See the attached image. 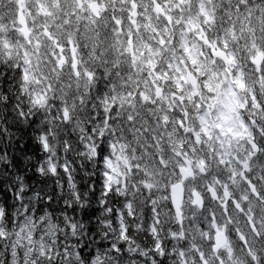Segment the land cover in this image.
Here are the masks:
<instances>
[{
	"label": "rangeland",
	"instance_id": "rangeland-1",
	"mask_svg": "<svg viewBox=\"0 0 264 264\" xmlns=\"http://www.w3.org/2000/svg\"><path fill=\"white\" fill-rule=\"evenodd\" d=\"M13 1H15L14 5H17V0ZM197 1L182 0V5L191 2V7L183 6L182 8L179 7L182 6L179 5L181 4L179 0H165L163 8L152 7V16L163 24L161 29L153 26L152 22L149 24L151 34L148 35V39L153 40L152 34H154L157 43L154 45L147 41L144 44L142 42L133 43V56L129 54V47L123 37L124 33L129 30L131 19L129 16L126 17V20L122 19L123 15L118 19L119 23L122 21L127 23L126 25L119 24L122 29L111 31V37L102 38V35L99 37V34L106 29L102 18L96 20L89 14L82 15L79 9L77 12L71 9L74 22L68 20L67 26H61L56 21L57 9L50 0H23L16 6L18 12L22 11L25 14L29 30L32 33L30 40L23 41L22 35L15 29L17 26L14 27L12 23L8 25L5 23L1 27V21L0 29L2 28L4 33L0 38L4 42L3 45L8 55L12 51L13 55L16 53V57H18V53L19 56L21 55L19 60L24 73L22 89L28 92L32 90L33 99L37 102L46 101L49 95L48 75L50 73L51 76H55L60 72L57 67L59 61L63 59L56 52L52 55L47 50L48 47H51L49 45H53V42L45 39L44 30H47L48 34L55 37L61 44L66 43L65 34H67V41L74 43L76 37L74 33L76 32H79L86 41H90L93 47L103 43L102 53L104 56L113 54L115 65L118 61L128 58L132 73L136 74L134 78H138L143 89L153 96L152 100L146 103L130 99L127 114L130 120H132L131 114L135 113L138 108H147L153 113L156 111L155 108L167 111L174 102V97L178 100V97L191 96L192 91H187L190 87L186 85L187 82L184 83L186 80L181 69L184 67L187 71L195 72L201 81L197 92L205 98V102L202 105L198 103L195 109V113L198 115V129L195 136L201 140L200 145L204 144L206 139H211L217 148L215 158L223 164L229 162V166H225L227 176L221 178L220 181H217L214 176L209 175L207 178H201L197 175L189 181V190L207 189L208 185L218 188L221 185L223 190L228 191L230 189L228 185L232 183L238 189V193L231 196V199L236 203L230 200L231 204L224 208V211L222 208L218 210L219 205L211 202V196H208V205L215 212L210 215L211 220L205 221L201 227L192 224L195 222L192 219L196 218L197 211L191 206V197L187 196L186 203L182 208L184 220L178 228V232L170 236L174 248H171L168 255L172 256L177 264H246L249 263L247 252L253 254L258 248L260 256L264 254V195L258 196L260 191L264 190V161L263 163L259 162L256 158L240 167L233 165V158L241 156L246 158L249 155L246 153H249L250 150L244 144V139L249 135V128L242 123L241 116L230 104V99L233 97L242 107L244 99L240 96V92H243L246 101V97H248V105L259 109L251 91V87L255 84L264 103V42L260 41V38L256 37L253 32H248L245 29L247 26L245 18L251 17L252 12L255 14L254 20L264 24V0H260L261 5L249 9V15H236L235 30L234 32L230 31L228 35L229 38L241 39L238 42L249 65L252 64L257 54L262 55L260 65L256 69L252 68L253 75L250 74L252 82H247L246 85L242 74L240 75L236 67L228 68L221 64L218 54L229 51L228 44L224 42L225 39L222 37L224 34L215 35V31L213 32L211 28V22H208V18L204 17L203 3L197 5ZM203 1L212 5L214 0ZM126 3L128 4L127 0ZM260 13L261 16L257 17ZM2 18L4 17L2 16ZM194 18L197 24H195ZM167 20H170L173 25L170 30L165 26ZM131 26L138 29V22L132 23ZM200 28L203 29L198 30ZM180 29L183 31L179 32ZM159 30L161 34H159ZM187 32L194 33L191 41L187 38ZM136 35L139 36V33ZM95 40H98V44L94 43ZM12 42L14 45H11ZM149 52L150 54L146 55ZM3 55L4 51L0 52V56ZM165 55L167 57H163ZM82 65L78 75L73 74L68 66L62 69V71L64 69L67 71L75 87L84 88V85L91 82L93 78V75ZM74 75L77 76L74 78ZM172 80L173 82L170 83L169 81ZM152 82L158 83L164 90V96L160 99L154 98ZM182 90L187 92L183 93ZM193 100L195 101V99ZM211 118L216 124L214 131L211 130L210 123L206 125L207 119ZM156 129L157 127H155V136ZM129 133V138L132 140L138 137L137 130L133 126L129 128ZM147 134H151L150 131H147ZM249 137L251 138V135ZM155 145L160 146L158 142ZM86 147L89 154H92L91 144H86ZM115 148V152L106 161L107 187L110 184L123 183V181L124 186L134 183V189L141 185L146 189L153 190L159 187L152 180V172L146 168V165L149 168L151 165L131 157L130 153L122 150L121 147ZM196 149L199 150L197 146H193L191 151H177L165 158V161L172 167L174 175H176L175 169L182 166L185 161H190L192 164L196 162L205 164L195 158L193 151ZM157 151H160L159 148ZM262 151L264 160V149ZM243 171L248 172L247 176L252 173L254 176L247 181V176H242ZM178 178L180 179V177ZM154 201L160 203L161 198ZM152 202L149 200V203L154 204ZM35 204L34 198H30L26 203L21 204L18 211L15 238L9 247L12 264H28L29 260L31 264H73L78 256V250L77 246L70 242L72 232L77 230L78 221H71L69 231L66 233L67 240L60 239L57 224L47 212L37 211ZM127 207H131V203H128ZM154 210L156 214L157 210ZM220 229H224L228 233L229 242L219 253H214L210 248V241H212L214 232ZM152 232L155 233L154 227H152ZM116 248L118 247L115 246L113 251H116ZM159 249L164 250L161 247ZM140 254L141 257L134 259L129 253L125 255L119 251L113 255L110 264H156L154 255L146 251ZM107 257L106 252L99 251L91 264H106Z\"/></svg>",
	"mask_w": 264,
	"mask_h": 264
},
{
	"label": "trees",
	"instance_id": "trees-1",
	"mask_svg": "<svg viewBox=\"0 0 264 264\" xmlns=\"http://www.w3.org/2000/svg\"><path fill=\"white\" fill-rule=\"evenodd\" d=\"M219 6L214 19L220 21L223 3ZM100 80L102 84L81 92L83 97H75L74 102L68 93L73 89L57 84L59 89L49 88L55 99L52 104H34L19 90L24 84L20 70L0 61V264H12L9 247L18 211L30 198L37 211L52 217L60 239L67 240L71 221H78L70 242L78 250L73 264H91L99 251L108 254L106 264L119 251L134 259L146 251L154 255L156 264H177L168 253L174 248L170 236L180 225L166 213H171L167 197L129 196V188L106 187L104 162L113 146L133 148L134 157H142L139 160L150 158L141 140L126 144L125 139L132 124L145 131L148 114L142 112L128 121L127 109L119 101L123 88L118 74ZM166 190L162 184V192ZM159 197L160 203L154 201ZM206 215L205 206L197 211V222L201 224ZM247 255L246 264H264L258 248Z\"/></svg>",
	"mask_w": 264,
	"mask_h": 264
},
{
	"label": "flooded vegetation",
	"instance_id": "flooded-vegetation-1",
	"mask_svg": "<svg viewBox=\"0 0 264 264\" xmlns=\"http://www.w3.org/2000/svg\"><path fill=\"white\" fill-rule=\"evenodd\" d=\"M52 2V5L55 8H63L64 11L67 14V17L74 18L73 17V11L71 9H74L75 12L77 10H80V13L84 16L89 14L91 17L95 18L96 20H99L102 18V23L106 25V29L99 34V37L102 35V38L111 37V31L122 29L119 24H127L123 21L121 23L118 22V19L122 17L123 20H126V17H130L129 21V30L126 31V39L129 45V48L133 51V43L136 42H143L145 41L144 38L139 34V36L136 35V33L145 31V28H143L142 24L144 22V19L150 18V14L152 13V7L155 8H163L165 6V0H127L128 4L126 3V0H50ZM182 5V0H179ZM181 7V6H179ZM63 11V12H64ZM139 11V12H138ZM64 12V13H65ZM129 12V13H128ZM134 22H138V29H134L131 24ZM160 25V23H157ZM142 26V27H141ZM199 27V26H198ZM159 28V27H158ZM202 30V28L198 29ZM125 33L123 37H125ZM84 39V38H83ZM104 41H106L104 39ZM88 47L83 50V54L87 57L90 56H98L102 54L103 51V43H100L99 45H93L90 43V41H86L84 39L83 41ZM94 43L98 44V40H95ZM102 44V45H101ZM56 49L55 52L58 55H66L70 52L74 51V48L71 46L69 47V52L65 50V47L59 44H55ZM65 60L63 59V62ZM168 116V121L172 122L176 125L178 130V140L181 139V146H184L187 150H192V147L190 144L193 143L192 140V132L193 129L198 124V119L195 118L191 113L189 112H170ZM179 122L180 124H178ZM260 125V123H258ZM235 162H238V159L235 158ZM238 165H241V163H237ZM227 165V164H226ZM242 176H244V173H242ZM245 185V184H243ZM252 188V186H250ZM234 185H231L230 190L231 192H227L223 190L222 193L215 192L213 193V200L217 202L219 205L218 208H226L228 204H230L229 200L231 202L236 203L233 199H231V196H235ZM243 188V187H242ZM218 191V189H217ZM258 194V193H257ZM220 196H223L224 200H220ZM259 196V195H258ZM221 204V206H220Z\"/></svg>",
	"mask_w": 264,
	"mask_h": 264
},
{
	"label": "water",
	"instance_id": "water-1",
	"mask_svg": "<svg viewBox=\"0 0 264 264\" xmlns=\"http://www.w3.org/2000/svg\"><path fill=\"white\" fill-rule=\"evenodd\" d=\"M22 32L25 36H27L26 27L23 22H22ZM181 172L186 175L191 174L189 169L187 170L182 169ZM183 193L184 191L181 184L172 185L170 187V203L175 212L176 219L179 222L181 221L180 207L184 198ZM192 197H193L194 205L198 207H201L203 205V199L201 196L194 194ZM226 240L227 238L223 231L215 233L213 236V241H214L213 250L214 251L219 250L226 243Z\"/></svg>",
	"mask_w": 264,
	"mask_h": 264
}]
</instances>
